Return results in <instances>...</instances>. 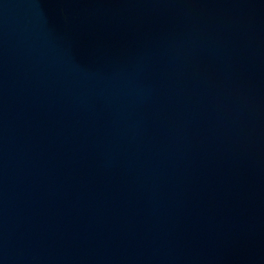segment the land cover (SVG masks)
<instances>
[{
  "label": "water",
  "instance_id": "obj_1",
  "mask_svg": "<svg viewBox=\"0 0 264 264\" xmlns=\"http://www.w3.org/2000/svg\"><path fill=\"white\" fill-rule=\"evenodd\" d=\"M0 264H264V0H0Z\"/></svg>",
  "mask_w": 264,
  "mask_h": 264
}]
</instances>
